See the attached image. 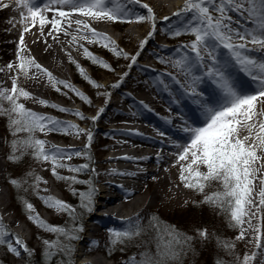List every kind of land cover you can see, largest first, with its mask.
Listing matches in <instances>:
<instances>
[{
    "label": "snow or ice",
    "instance_id": "snow-or-ice-1",
    "mask_svg": "<svg viewBox=\"0 0 264 264\" xmlns=\"http://www.w3.org/2000/svg\"><path fill=\"white\" fill-rule=\"evenodd\" d=\"M14 4V11L19 14L18 23L22 26L16 61L0 67V73L10 74L11 80L10 89L3 87L0 82V117L7 119L13 137L7 159L17 163L30 152L36 161L51 164V173L56 180L70 182L69 189L74 196L79 197L82 212L51 195L40 196L39 199L57 214H66L72 221V227L51 225L41 218L32 203L24 201V204L29 213L28 219L41 230L55 236L54 240L42 242L45 264H51L52 259L60 254L58 264H74L71 254L75 249L71 242L79 240L78 233L84 230L82 223L78 224L77 221L84 212L94 211L97 189L91 180H79L77 175H60L58 169L74 174L87 170L88 163L73 167L63 161H70L74 156L91 161L87 149L91 146L93 136L77 125L27 108L21 102L22 99L68 112L65 108L34 97L19 81L46 78L56 91H60L59 86H63L85 103L91 102L66 81L57 80L31 56L24 43V33L38 25L43 36L44 29L50 25L48 36L54 40L61 33L70 37V46L82 49L86 59L111 71L108 64L84 48L80 41L108 48L118 58L129 57L117 48L110 37L93 28L90 22H148L152 29L148 33L147 39H150L156 29V17L153 9L148 4H142L141 0H14ZM129 5L146 9V14L135 13ZM3 7H10V4H3ZM48 13H52L51 18ZM173 16L178 19L170 29V35H191L194 39L177 48L174 57L161 60L175 72L163 75L169 76L182 89L181 96L175 98L173 103L178 104L180 99H187L198 113L191 122L189 117L180 115L181 124L177 127L186 134V139L183 144L172 142L179 149L175 154L176 163L180 165L179 179L185 188L203 195L202 203L228 216L230 225L240 229L237 240H243L246 233L251 234L256 250L250 255L246 253L242 261L239 257L237 260L239 264H252L264 252V232L261 230L264 221V119H261L264 117V0H185L184 6ZM164 20L170 18L164 17ZM147 39L142 41L141 50ZM138 56L139 52L130 58L131 64L136 63ZM69 60L76 63L70 53ZM76 66L88 83L95 88L102 87L88 78L79 64ZM179 77H183V80ZM157 82L169 90L163 78L157 77ZM201 85H207L208 88H201ZM112 87H119V82ZM103 111V108L99 109L98 115ZM70 114L81 120L85 118L79 112ZM96 119L98 116L93 118V123ZM166 123L171 124L172 120ZM51 132L77 137L87 135L85 151H70L49 145L37 136V133L47 135ZM158 135L165 134L160 132ZM91 171L95 173L94 168ZM112 174L135 175L115 171ZM28 175L34 180L32 188L41 191L40 184H46L47 181L33 173ZM9 182L16 188L27 183L20 179H11ZM213 183L219 186L218 189L206 193L205 189ZM73 184L87 185V190L77 192L72 188ZM198 235L202 239L208 238L206 229L199 230ZM143 236H148L141 244L144 250L129 257L125 264H180L182 256L191 250V236L181 233L174 225L160 221L155 215L149 217L146 224L137 217L126 221L122 229L109 230V240L113 246ZM218 244L229 252L235 247L229 242L218 241ZM0 246H6L18 258L21 250L29 258L33 254V250L3 224L2 218ZM217 264L224 262L218 260ZM260 264H264V259L260 260Z\"/></svg>",
    "mask_w": 264,
    "mask_h": 264
},
{
    "label": "rangeland",
    "instance_id": "rangeland-1",
    "mask_svg": "<svg viewBox=\"0 0 264 264\" xmlns=\"http://www.w3.org/2000/svg\"><path fill=\"white\" fill-rule=\"evenodd\" d=\"M141 3L148 4L153 9L156 17V29L154 35L150 39L147 38L148 33L152 29L150 23L148 22H112V24L111 22H103L101 24L93 22L91 24V26L97 29V31H99L100 33H106L111 38V40L115 42L117 48L119 50H123L124 53L131 49L132 43L134 42L128 34V27L136 26L137 29L141 30L142 36L140 37V43L138 44L136 51L134 50V54H130L128 56L129 59H124L122 57L118 58L108 48H104L102 46H99L98 44L91 43L92 45L90 47L85 48L93 53L99 60H103L106 64H108L112 69L111 71L99 66L98 64L92 63V61L89 59L85 58L86 62H83V64L81 63V61L75 58L74 61L76 63L71 62L70 66L66 65V69H68L69 73L74 77L73 81L71 82L68 79L63 78L60 69L54 70L46 68L53 74V76L57 80L66 81L78 92L86 96L91 103H85L73 92L69 91L63 86H59L60 91H56L52 86H49L48 91L45 94H41L39 91L34 90L33 86L27 83V80L21 79L19 81L20 85L28 90L33 96H41V98L46 100L49 104H54L57 107L71 108L75 112H79L83 116H85V122H88L89 120L92 121V125L88 127L85 122L79 123L78 117L75 115H73L72 117L67 114L60 113L56 108L52 107H41L37 105L36 107L32 100H21V102L31 110H34L46 116L54 117L59 121H63L66 119L73 120L74 123L66 121L63 122L67 124L77 125L78 128L83 130L85 133H92L93 139L91 142V146L89 149H87V152L91 155V161L83 157L76 156H74L70 161H63L64 163L73 167L88 163L89 168L80 174L70 173L65 169H58V172L60 175L64 176L77 175V178L79 180H91L93 185L97 189L95 204H97L98 195L101 194V190L106 189L104 187H99L100 178H97L95 180H92L91 178L93 173L91 170L93 168L95 169V173H101L102 171L101 167L96 166L97 162H95V160H98L99 158L102 159L106 155V150L100 154H96V151L99 147L98 145L101 143L102 146H107L113 140L124 139V134L118 135V133H115L114 131L108 129V127H110L109 123L104 124V118L96 119L95 123H93V118L100 116V114L98 115V110L101 108L104 109L102 115L105 116L107 122L114 120L115 117L113 116H121L120 113L113 115L112 108L106 109L104 107V103L106 101L104 93H106L107 91L104 88V84H106L107 81L112 85H115L118 82L120 84V82L125 79V74L129 71V65L131 64L130 58L134 56L137 51L141 50L140 45L145 39H147V43L144 46H146L148 52L152 55V57H149L148 60H154L156 64H158V67H156L153 63L154 66L152 67L156 68L157 70H152L154 72V76L152 78L159 77L162 74L171 72L168 67L170 65L161 63V60H168L170 58L166 56V54L164 53L165 51H171L172 54L176 55L175 50L177 48H179L183 44L189 43L194 39V37L191 35H181L179 37H173L170 35V29L178 19L177 18L176 20L172 19L168 21L164 20V17H168L167 14L171 12V8H168L167 11H157L152 4V0H141ZM1 4H8V2L5 0H0V5ZM9 4L13 5L11 7H15L14 3ZM129 7L132 9H139L137 10L138 14H146V9H143L138 5H130ZM6 11L10 10L8 8H5V12ZM4 14L5 15H3L2 18H4L7 28H10V23L7 22V16L9 12ZM105 26L108 29H106ZM32 28L36 29V37L34 39H31V41H42L41 36H38L40 32L38 30L39 26L37 25V27ZM109 29L110 31H107ZM13 38L14 35L10 40L12 41ZM172 41H174L175 43ZM164 43L169 45H167V47L165 45L163 46L162 44ZM73 55L76 56V54ZM8 61L15 62L16 56L10 57ZM5 63V61L2 62L0 60V67H4ZM77 64H79V66L84 70V73L88 78L95 81L99 85H102V87L95 88L90 83H88V81L78 71L76 66ZM6 75L7 79H2L0 80V82L3 83V87L10 89V74ZM75 81H78L79 83H75ZM121 89L131 91V89L127 87H123ZM164 91L169 94L167 90L164 89ZM91 105L93 107H91ZM261 119H264V117H261ZM23 135L24 134H21V136ZM37 136L40 139L46 140L49 145H55L59 143V140L62 139L65 143L63 145L72 146V148L70 149L72 151H85V145L88 143L87 135H85V138L82 141L78 142L74 137H72V135L61 134L58 132H51L47 135L37 133ZM12 139L13 137L10 135L9 128L7 126V119L4 117H0V142L2 149V161L4 162L3 186L6 188L2 201L5 203V209L7 210L8 214L14 217L16 222H25V224L27 225V238L24 239L20 235L16 234L18 232L16 225L9 223L1 213L0 218H2L3 224L10 230L11 233H13L17 237H20L27 244L28 248L30 250H33V254L29 258L21 250V256L18 258L13 253L9 252L6 246H0V264H16L18 260L21 261L22 264H45V258L43 255L44 245L42 242L43 240H54L55 236L51 233L41 230L28 219L29 213L25 209L24 201L32 203L36 209V212L39 213L41 218H43L47 223L51 225L72 227V221L66 214H57L54 210L47 208L39 199V197L47 195L54 196L55 198L66 201L70 205L76 207L78 212H82V209L79 208V197L72 194L71 190L69 189L70 182L58 181L55 179V177L51 173L50 163L36 161L35 159H33L30 152L29 154L23 156V158L19 162H10L7 157L11 151L9 145ZM100 139H102L103 142H100ZM95 142L97 145L95 144ZM66 150H68V148ZM28 173L38 175L42 177L43 180L47 181L46 184H40L39 187L41 191L37 192L32 188L34 180L33 177L28 175ZM102 178L107 180L110 179L106 176ZM11 179L26 180L27 183H24L20 188H16L9 182ZM218 187L219 186L217 184L213 183L211 187L205 189V192L211 193L213 191H216ZM72 188H75L77 192L86 191L87 185L73 184ZM179 188L181 192L187 197L188 203L180 205L176 210H174L172 206H169L167 210H164L163 208L155 209L156 206H153L151 208L148 204L143 211L135 214V216H132L129 220L139 217L141 222L146 224L148 218L155 215L159 218L160 221H163L168 225H174L176 229L181 233L191 236V250L187 251L186 254L182 256L180 264H217L218 260H222L224 264H239L237 257H239L242 261L247 251L246 242L244 240L236 239V237L239 235L240 229L232 227L229 223L228 216L219 211V209L202 203L203 195L185 188L182 183L179 185ZM43 189H47V191L45 192L43 191ZM122 191L125 190L122 189ZM125 192L128 193V191ZM97 209H99V207L96 205L94 211ZM93 212H84L80 219L77 221L78 224L82 223L84 230L83 232L78 233V235L80 236L79 240L71 242L75 249L74 253L71 254L74 264H76L77 259L81 257L80 253L82 252H84V256L87 255L102 258L104 260L103 264H125L129 257L134 254L138 255L139 252L144 250L141 247V244L143 240L148 239V236L138 237L131 241H126L123 245L117 244L116 246H113L110 243L109 230L122 229L125 226V222L128 220L120 222L111 221L114 224H109L106 227L97 225L96 229L98 231L96 230L94 233L87 235L86 229L94 219ZM204 229H206L208 233L207 239H202L198 235V231ZM261 230L262 232H264V221H262ZM90 235V239L85 238L86 236L90 237ZM9 239L11 238L9 237ZM82 240L85 243L84 246L80 244ZM218 241L232 243L235 245V247L229 252L228 250H225L223 247H221V245L218 244ZM92 242H95V244L93 245ZM61 255L62 254L53 258L51 264H58Z\"/></svg>",
    "mask_w": 264,
    "mask_h": 264
},
{
    "label": "bare ground",
    "instance_id": "bare-ground-1",
    "mask_svg": "<svg viewBox=\"0 0 264 264\" xmlns=\"http://www.w3.org/2000/svg\"><path fill=\"white\" fill-rule=\"evenodd\" d=\"M5 1H7L8 4L14 3V0H5ZM152 4L154 5L157 11H167L168 8L169 9L171 8L170 10L171 14L168 13L169 12L168 11L167 15L170 18V20L172 19L176 20L177 17L173 16V13L177 12L180 8L184 6L185 0H152ZM11 6L12 5H10V7H7L10 11L5 12V8H3V4L0 5L1 8L0 9V60L2 62L5 61L6 62L5 65L8 64L9 62L8 60L10 59V57L16 56V52L19 45V38L22 30V26L18 23L19 14L18 12L14 11L15 7H11ZM137 10L139 9L136 8L133 9V11L138 14ZM7 12H9L7 18L10 19V17H13L14 21H16L14 27L7 28L5 20L4 18H2V16L5 15L4 13ZM48 16L49 18H51L52 13H48ZM90 23L92 24L93 22ZM96 23L101 24L103 22H96ZM50 27L51 26L49 25L44 29L43 36L39 32L38 36H41L42 41L41 40L31 41V39H34L36 37L35 36L36 29L31 28L30 32L24 33V43L27 49L29 50L31 56L34 57L44 68H49L54 70L60 69L63 78L68 79L69 81L72 82L74 77L72 74L69 73V70L66 69V65L70 66L71 64L69 60V53L71 55L72 60L77 58L79 61H81V63L83 62L85 63L86 61L83 55V50L79 49L75 45L70 46L68 43L70 37H66L62 33L59 35L58 39L56 40H54L51 36H48L47 33L50 30ZM107 31H110V29ZM128 32H129L128 33L129 36L134 41L132 43L131 49L126 52V54L129 56L130 54H134V52L136 51L138 44L140 43L141 40L140 37L142 36V31L137 29L136 26H132V27H128ZM13 35L14 38L11 41L10 39L12 38ZM80 44H82L84 48L90 47L92 45L91 43H88L86 41H81ZM165 46L167 47V45ZM137 52H139V56L137 57L138 61L136 60V64L131 65L129 71L126 73L125 79L120 82L119 87H112V84L108 81L106 82V84H104V88L107 90L106 93L110 94L109 96H105L107 103L105 101L104 107L106 109L112 108L113 115L120 113L121 107L123 105L126 106L132 105L135 108V100H133L129 92H123V90L121 89L123 87L130 88L133 91V93L138 96L140 100L138 102V106L140 107V110L138 108H135L136 113H133L134 115L141 114V116L145 115L147 117H150L149 115L143 113L144 106L145 105L151 106L154 103L163 104L165 108L171 107L167 104L169 103V101H167V97L165 99V96L163 97V93L160 91L161 85L158 84L155 78H152L154 76V72L152 70L139 66L141 65L142 61L148 63V58L152 57L151 53L148 52L146 46H144L142 50H139ZM164 53L166 54L167 57L175 56L174 54H172L171 51L169 52L165 51ZM73 54H76V56H74ZM146 63L142 65L149 67L150 64H146ZM168 67L170 71L175 74L174 69H172L171 66ZM159 77L163 78L167 83L169 82L168 85L170 91H173V93H177L178 97L181 96L178 87L174 82L171 81V78L169 76L162 74ZM179 78L183 80V77H179ZM2 79H7V75L5 73H0V80ZM27 83L33 86L34 90L39 91L41 94H45L48 91V87L50 86L46 78H41L39 81L27 80ZM201 88L207 89L208 86L201 85ZM34 97L38 99H43L41 98V96L40 97L34 96ZM34 105L41 106L40 104L35 102ZM91 107L93 106L91 105ZM193 107L195 106L192 105L189 100L180 99L178 106L173 108H175L185 116L195 117ZM60 108H65V107H60ZM65 109L68 110L67 113L61 111L59 112L73 117V115L70 113H74L75 111L71 108H65ZM113 117L117 118L116 116ZM100 118L102 119L104 118L106 120V121L103 120L104 124L111 123L109 121L107 122V119L102 114H100V116L98 117V119ZM85 119L86 118L81 120L78 118V122L84 123ZM67 122L74 123L73 120H68ZM85 123L88 127L92 125L91 120ZM108 129L113 131L111 127H108ZM114 132L118 133V135L124 134L117 131ZM177 134L175 135L176 137H174V141L176 143L183 144L185 142L186 136L180 137ZM133 136H135L133 133H129L128 135L124 134L123 140H113L107 146H102L101 143L98 145L99 147L97 146L98 149L96 151V154L98 153L100 154L106 150L107 156H104L102 159L99 158L98 160H95V162H97L96 166L101 167L102 171L101 173H92L91 178L92 180L100 178L99 187H104L106 189L101 190V194L98 195V199H97L98 203L95 204V206L97 205L99 209L95 210V212L93 213L94 219L92 221H95L98 225H101L103 227H106L109 224H114L111 222L113 218L112 219L98 218L99 216L104 215L103 211H105L108 207L113 209L111 211L114 217H118L119 219H121L126 217V215H128L129 212L134 211L135 209H137V207L141 205L147 206L149 204L151 208L153 206H156L155 209L163 208L164 210H167L169 206H172V208L176 210L180 205L188 203L187 197L181 192L179 188V185L181 184L180 183L181 181L179 179L180 165L176 163L177 157L175 155L176 153L179 152V149L176 148L174 145L167 147L163 143L161 145L162 148L160 147V151L157 154L153 155L151 153H147L146 149L142 147H138V146L135 147L133 144H130L129 142L132 141ZM72 137H74L78 142V141H82L85 138V135H80L78 137L76 135H72ZM100 142H103V140L100 139ZM55 145L62 149L68 148V150H70L72 148V146H65L62 143H57ZM123 157H131L132 159H124ZM121 163H123L121 170L117 171L113 169L112 165L117 164L120 166L122 165ZM3 169H4V162L2 161V149L0 142V213L5 217L6 220H8L9 223L15 224L18 230L17 233L21 237L26 239L28 236L27 225L25 224V222H16L14 217L8 214L7 210L5 209V203L2 201L3 195L5 194V190H6V188L3 186V181H4ZM113 171L117 173H135V175H120L124 181L123 183H125L126 186L129 188L128 193L122 191V189L117 187V185L114 183V181H116L117 179L115 176L117 175H113L112 174ZM105 176L106 177L108 176L112 179L111 180L103 179L102 177ZM127 181H133V182L128 183ZM253 223H255V221H253ZM96 230H95V226L93 227L92 230L88 226V228L86 229V234L87 235L90 233L92 234ZM85 238H88V236H86ZM243 240L247 244L246 253L250 255L253 251L256 250L251 234L246 233L245 238ZM262 243H264V237H262ZM80 244L82 246L85 245L83 240ZM80 255L81 257L77 259L76 264H86V263L103 264L104 261L102 258H97V257L91 258L84 256L85 255L84 252L80 253ZM262 258H264V252H262L257 257L256 260Z\"/></svg>",
    "mask_w": 264,
    "mask_h": 264
},
{
    "label": "built area",
    "instance_id": "built-area-1",
    "mask_svg": "<svg viewBox=\"0 0 264 264\" xmlns=\"http://www.w3.org/2000/svg\"><path fill=\"white\" fill-rule=\"evenodd\" d=\"M18 263H21V261L18 260L16 264H18ZM21 264H22V263H21Z\"/></svg>",
    "mask_w": 264,
    "mask_h": 264
},
{
    "label": "trees",
    "instance_id": "trees-1",
    "mask_svg": "<svg viewBox=\"0 0 264 264\" xmlns=\"http://www.w3.org/2000/svg\"><path fill=\"white\" fill-rule=\"evenodd\" d=\"M75 83H79L78 81H75Z\"/></svg>",
    "mask_w": 264,
    "mask_h": 264
}]
</instances>
